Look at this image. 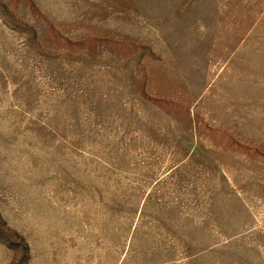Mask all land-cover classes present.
<instances>
[{"label": "rangeland", "instance_id": "374dc122", "mask_svg": "<svg viewBox=\"0 0 264 264\" xmlns=\"http://www.w3.org/2000/svg\"><path fill=\"white\" fill-rule=\"evenodd\" d=\"M0 264H264V0H0Z\"/></svg>", "mask_w": 264, "mask_h": 264}]
</instances>
